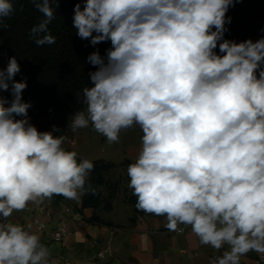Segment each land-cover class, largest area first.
Here are the masks:
<instances>
[{"label": "clouds", "instance_id": "obj_1", "mask_svg": "<svg viewBox=\"0 0 264 264\" xmlns=\"http://www.w3.org/2000/svg\"><path fill=\"white\" fill-rule=\"evenodd\" d=\"M31 3L44 19L30 37L37 46L55 43L48 25L58 0ZM233 4L86 0L73 18L81 39L111 47L88 56L96 70L82 89L86 107L68 126L75 133L91 125L109 143L139 126L142 147L127 168L137 209L225 249L210 264H241L252 251L264 257V36L224 39ZM12 11V0H0V29ZM19 72L16 57L0 69V92L13 96L9 105L0 95V264H59L31 224L8 218L54 195L78 201L94 164L65 150L68 137L55 125L39 131L30 122Z\"/></svg>", "mask_w": 264, "mask_h": 264}, {"label": "trees", "instance_id": "obj_2", "mask_svg": "<svg viewBox=\"0 0 264 264\" xmlns=\"http://www.w3.org/2000/svg\"><path fill=\"white\" fill-rule=\"evenodd\" d=\"M85 2L58 0V6L52 3L54 19L48 28L56 40L51 45L37 46L29 35L30 29L44 19L31 0H12L13 11L3 18L6 27L0 29V69H6L9 59L16 57L20 72L14 79L27 83L22 100L31 103L28 116L39 131H46V119L55 120L59 128L64 129L69 118L85 109L82 89L91 86L88 74L96 70L87 58L97 50L101 56H106V51L111 47L110 41L92 45L90 39H81L77 35V29L73 26L74 8L79 3L83 10ZM226 16L231 17V23L225 25L227 31L224 39L256 41L264 36L261 31L264 29V0H234ZM215 51L219 53V48ZM0 95L10 105L13 99L11 91L0 92ZM77 159L78 162L82 160L80 156ZM135 161L125 159L121 166L127 171L128 165ZM92 162L94 167L86 181L88 191L82 195L81 209H76L80 213L84 209L112 210L113 200L120 189L118 181L109 179L110 173L117 167L115 163L101 158ZM64 199L62 195H54L49 200L58 203ZM126 201L133 207L134 219L131 222L136 216L146 215L137 209V197L132 189ZM87 221L94 225H109L95 213Z\"/></svg>", "mask_w": 264, "mask_h": 264}, {"label": "crops", "instance_id": "obj_3", "mask_svg": "<svg viewBox=\"0 0 264 264\" xmlns=\"http://www.w3.org/2000/svg\"><path fill=\"white\" fill-rule=\"evenodd\" d=\"M81 198L78 201L65 198L58 203L49 199L42 203L29 202L24 210L14 211L8 219L23 226L31 224L32 230L40 234L41 243L49 245L53 260L62 256L72 264H210L211 259L225 250L201 245L190 226L181 225L183 232L168 230L163 216L139 215L131 222L133 207L127 203L126 187L122 186L113 200L112 210L84 209L80 216H68L71 234L62 243L52 242L51 231L65 216L64 210L68 206L81 209ZM41 208L53 209L52 217H45ZM94 213L109 225L90 224L87 219ZM38 222H45L46 228L39 229ZM100 252L105 254L102 259L98 258ZM260 256L255 251L249 252L241 257V264H255Z\"/></svg>", "mask_w": 264, "mask_h": 264}, {"label": "rangeland", "instance_id": "obj_4", "mask_svg": "<svg viewBox=\"0 0 264 264\" xmlns=\"http://www.w3.org/2000/svg\"><path fill=\"white\" fill-rule=\"evenodd\" d=\"M243 40L238 39L237 42ZM71 119L67 120L64 129L59 128L58 124L53 119H46V131H52L55 125L62 130V134L68 137V140L63 146H68L71 151H77L78 156H84L88 159H105L107 161L115 162L117 165L110 175L109 179L116 180L123 188L126 187V197L129 194L130 188L129 177L127 171L121 166V163L125 159L136 160L141 150V137L142 131L139 126H133L129 129L122 130L120 133V140L118 143H109L103 135L93 130L89 125L87 128L79 129L73 133L68 125L71 123ZM55 135H60V132H55ZM67 148V149H68ZM147 214V213H146ZM152 215V214H147Z\"/></svg>", "mask_w": 264, "mask_h": 264}, {"label": "built area", "instance_id": "obj_5", "mask_svg": "<svg viewBox=\"0 0 264 264\" xmlns=\"http://www.w3.org/2000/svg\"><path fill=\"white\" fill-rule=\"evenodd\" d=\"M40 212L45 217L51 218L53 213H54V210L51 208H41ZM64 214H65V216L56 223V226L51 231L52 242L62 243V242H64L65 238L71 234V230H70L69 223L67 220L68 216H70V215L80 216L79 211L74 209L72 206H68L64 210ZM7 222H11V221L8 219ZM38 227H39V229H44V228H46V223L45 222H38ZM178 232H180V231H178ZM43 245L49 251V245H47V244H43ZM49 255H50V252H49ZM104 256H105L104 252H100L98 254V258L102 259V258H104ZM50 258L53 260V257L51 255H50ZM54 260L58 261L59 264H72L71 261L67 260L66 258H64L62 256H57L54 258ZM263 263H264V257H262V256H260L259 258H257L255 260V264H263Z\"/></svg>", "mask_w": 264, "mask_h": 264}]
</instances>
